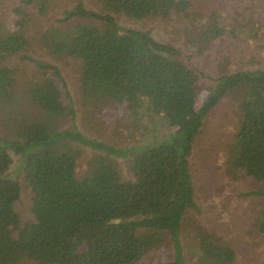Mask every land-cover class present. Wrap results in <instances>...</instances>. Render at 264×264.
<instances>
[{
	"label": "trees",
	"instance_id": "obj_1",
	"mask_svg": "<svg viewBox=\"0 0 264 264\" xmlns=\"http://www.w3.org/2000/svg\"><path fill=\"white\" fill-rule=\"evenodd\" d=\"M50 1L18 0L13 16L0 21V122L7 131L0 135V264H135L168 238L174 256L161 264H185L181 236L189 225H195L189 231L202 264L237 263V249L190 215L198 207L191 155L208 114L240 90L228 168L253 179L257 188L243 195L262 200L250 232L263 236L264 68L252 67L251 58L239 59L231 71L206 70L181 48L150 30L120 24L116 15L189 16L200 53L215 52L226 36L236 39L246 30L239 21L229 25L219 8L227 5L209 11L193 0H95L98 10L79 2L66 13L65 25L44 29L43 47L79 62L78 92L95 112L90 116L101 118L112 108L139 120V139L132 130L126 140L133 143L119 146L80 129L76 101L53 64L22 55L44 77L31 80L26 96H15L16 70L6 59L32 43L28 9L45 14ZM224 61L230 63L228 55H221ZM154 118L167 127H157ZM88 149L93 155L80 173ZM116 157L128 163V177ZM23 186L31 194L29 219L16 208Z\"/></svg>",
	"mask_w": 264,
	"mask_h": 264
},
{
	"label": "rangeland",
	"instance_id": "obj_2",
	"mask_svg": "<svg viewBox=\"0 0 264 264\" xmlns=\"http://www.w3.org/2000/svg\"><path fill=\"white\" fill-rule=\"evenodd\" d=\"M17 2L18 0H2L0 21L9 20L13 16L12 11L17 6ZM79 2L89 9L98 10L100 8L95 0H51L45 14L28 9L31 13L28 34L32 43L23 53L9 56L6 59L7 64L16 70L15 96L19 99L26 96L25 93L31 80H39L44 77L43 70L37 68L34 62L23 59L22 55L32 56L38 61L53 64L61 70L63 80L59 79L60 85L63 87L65 82V89L70 92L73 101H76V120L80 129L93 137L118 143L119 146L131 145L133 141L126 140V136L132 130L135 132L137 129L138 131L139 120H132L124 110V113H118L112 108H108L101 118L97 115L90 116L89 114L95 112L87 110V107L82 104L78 92L79 62L65 55L52 54L40 43L44 29L52 25H65L66 13ZM193 3L206 6L209 11L212 10L214 4L227 5L226 8L223 6H219V8L228 17L229 25L239 21V25L246 32L236 39L226 36L217 43L218 49L215 52L200 53L191 41L193 22L189 16L172 14L170 17L153 16L135 19L126 14H120L116 15V19L127 27L150 30L157 40L181 48L185 54L193 57L198 66L206 70H215L221 73L226 70L231 71L237 64L240 65L239 59H244L248 63L251 58H253L252 67L264 68V0H193ZM223 54L229 56L230 63L220 62V57ZM218 58L219 61L216 62ZM229 71L227 72L230 73ZM45 73L48 76L55 75L52 70H47ZM64 96L67 99L68 96L65 92ZM242 97L241 91L234 89L208 114L206 126L198 137L191 155V169L198 209H192L190 215L198 219L197 223L203 230L208 233L215 232L223 242L230 243L237 249L239 259L235 264H264V235L259 237L250 232L252 219L257 216L255 211L263 206L262 200L256 195L244 196L243 194L257 188L253 179L246 177L242 172H232L228 168V151L232 148L236 126L238 127L239 102ZM153 122H156L157 127L164 125L161 118L159 120L154 118ZM137 131L136 137L139 139L141 135ZM6 132L0 122V135H4ZM86 154L79 165L80 173L87 167L88 158L93 155L90 149ZM116 159L122 168V173L128 177V163L123 158L116 157ZM15 170L14 165L13 176L14 174L18 176L14 173ZM20 180L24 184L23 180ZM30 206V190L23 186L20 199L16 203V208L23 219L31 217ZM188 227L189 229L182 232L181 236L185 264H202L200 255H198L197 239L189 231L195 225ZM173 256L174 246L168 238L160 244L158 249L135 264H161L163 260ZM30 262L27 263L31 264Z\"/></svg>",
	"mask_w": 264,
	"mask_h": 264
}]
</instances>
